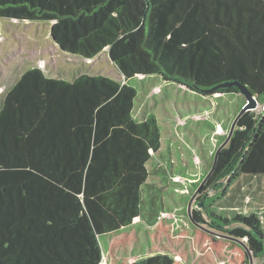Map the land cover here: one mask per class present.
I'll list each match as a JSON object with an SVG mask.
<instances>
[{"label": "trees", "instance_id": "trees-1", "mask_svg": "<svg viewBox=\"0 0 264 264\" xmlns=\"http://www.w3.org/2000/svg\"><path fill=\"white\" fill-rule=\"evenodd\" d=\"M0 18L55 21L65 52L94 58L109 48L126 80H67L33 67L7 91L0 264H251L264 257L256 213L223 217L206 200L210 223L227 233L217 234L199 208L225 179L264 175V113L239 117L223 148L229 134L193 119L212 108L205 98L241 94L234 83L264 103V0H0ZM137 75H159L190 93L137 120L138 89L129 82ZM165 139L181 150L188 176L196 168L210 176L191 214L200 183L193 192L187 182L158 189L157 202L149 199L158 221L149 226L136 219L144 215V189L155 188L147 164Z\"/></svg>", "mask_w": 264, "mask_h": 264}, {"label": "rangeland", "instance_id": "rangeland-1", "mask_svg": "<svg viewBox=\"0 0 264 264\" xmlns=\"http://www.w3.org/2000/svg\"><path fill=\"white\" fill-rule=\"evenodd\" d=\"M54 22L0 18V107L7 91L20 75L33 67L41 68L47 76L67 80H74L80 74H101L118 82H126L120 69L110 58L109 48H105L94 58H86L61 50L51 38ZM129 82L138 89V98L134 109V116L137 120L145 119L159 104L161 105L169 99H184L190 93L188 88L167 82L159 75H137ZM205 99L212 102V108L203 115L193 117V119L211 120L217 126L218 133L228 135L247 103V98L241 93L215 94L213 97ZM261 109L258 108L253 111L260 114ZM186 120L187 118L180 119L178 123L183 125ZM165 127L167 126L165 125ZM194 161L200 165L199 158L195 157ZM185 164L182 161L181 150L178 146L169 139L163 140L160 154L153 155L149 163L151 176L148 183L155 188L144 189L143 197L146 200L144 215L136 221H143L149 226H153V221H158V218H154L155 215H153L157 210L151 209L149 199L157 202L156 193L158 189H167L172 182L193 184L192 192L195 185L200 183L194 190L187 206L189 214L197 208L196 203L199 195H201V188L208 181L210 175L204 177L200 168H196L195 176L190 177L186 174ZM228 179L224 180L225 186L222 190H215L214 188L207 190L202 201L205 203L206 200H212L211 209L227 218L233 217L235 214L256 213L264 226V175H243L232 184L229 183ZM225 187L227 193L218 199ZM199 208L204 212L203 205L200 204ZM202 218L206 222L204 226L211 231L217 234H227L225 229L216 228L214 224L210 223V218L206 212L203 213ZM252 264H264V257H253Z\"/></svg>", "mask_w": 264, "mask_h": 264}, {"label": "water", "instance_id": "water-1", "mask_svg": "<svg viewBox=\"0 0 264 264\" xmlns=\"http://www.w3.org/2000/svg\"><path fill=\"white\" fill-rule=\"evenodd\" d=\"M51 38L58 45V43L56 42V40H55V38L53 36V31L52 30H51ZM60 49L63 50L61 47H60ZM234 84L237 85L239 87L240 91L245 95V97L247 98V103L244 105L242 111L240 112L239 116L235 120V122H234V124H233V126L231 128V131L229 133V136L227 138V141L225 142V144L221 148H223L228 143V141L230 140V138H231V136L233 134V131L235 130V126H236V123H237V120L239 119V117H241L247 111H252L258 105L257 99L249 92V90L245 86H242V85H240L238 83H234ZM225 86H227V85H225ZM209 92H211V91H209ZM221 148L219 150H221ZM200 204L204 205V201H202ZM189 209H190V207H189ZM251 264H252V260H251Z\"/></svg>", "mask_w": 264, "mask_h": 264}, {"label": "built area", "instance_id": "built-area-1", "mask_svg": "<svg viewBox=\"0 0 264 264\" xmlns=\"http://www.w3.org/2000/svg\"><path fill=\"white\" fill-rule=\"evenodd\" d=\"M258 108H262V109L260 110L261 113L264 112V104H260V103H258V105H257V107L255 108V110H257ZM253 110H254V109H253ZM261 113H260V114H261Z\"/></svg>", "mask_w": 264, "mask_h": 264}, {"label": "crops", "instance_id": "crops-1", "mask_svg": "<svg viewBox=\"0 0 264 264\" xmlns=\"http://www.w3.org/2000/svg\"><path fill=\"white\" fill-rule=\"evenodd\" d=\"M162 147H163V142H162V145H161V148H160V151L162 150ZM160 151L157 153V154H153V155H159L160 154ZM153 155H152V158H153ZM152 158H151V160H152ZM150 160V161H151ZM150 163V162H149ZM149 163L147 164V167H148V169H149ZM149 182V181H148Z\"/></svg>", "mask_w": 264, "mask_h": 264}, {"label": "clouds", "instance_id": "clouds-1", "mask_svg": "<svg viewBox=\"0 0 264 264\" xmlns=\"http://www.w3.org/2000/svg\"><path fill=\"white\" fill-rule=\"evenodd\" d=\"M258 103H260V102H258ZM261 104V103H260ZM264 104V103H263ZM253 111V110H252Z\"/></svg>", "mask_w": 264, "mask_h": 264}]
</instances>
